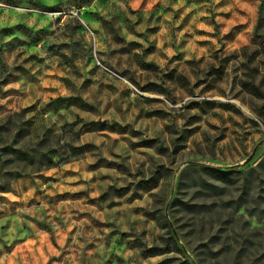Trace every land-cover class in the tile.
I'll list each match as a JSON object with an SVG mask.
<instances>
[{"label":"rangeland","instance_id":"1","mask_svg":"<svg viewBox=\"0 0 264 264\" xmlns=\"http://www.w3.org/2000/svg\"><path fill=\"white\" fill-rule=\"evenodd\" d=\"M8 117L83 152L0 191V264H264V217L204 213L212 253L171 224L183 170L264 159V0H0ZM259 172L227 197L264 207Z\"/></svg>","mask_w":264,"mask_h":264},{"label":"trees","instance_id":"2","mask_svg":"<svg viewBox=\"0 0 264 264\" xmlns=\"http://www.w3.org/2000/svg\"><path fill=\"white\" fill-rule=\"evenodd\" d=\"M21 113L17 114L19 120ZM8 120L7 123L0 120V191H9L11 183L23 175L37 173L60 162L79 158L83 152L81 146L70 144L67 148L68 152L60 153L59 148L62 146L58 141H53L55 135L51 134L35 140L24 139V136L19 138L23 130L22 124L14 123L10 126L11 117H8ZM262 168H264V159L246 171L220 172L215 169L196 167L183 170L175 194V204L177 210L182 212L183 218H174L171 224L181 236L187 249L192 251L194 247L204 246L209 253H212L214 245L220 239L213 232L209 231L206 235L201 232L204 225L199 217H205L204 213L211 218L209 229L222 224L224 222L221 218L222 211L227 208L233 211V206L234 210L243 208L247 215L264 217V207H261L259 199L254 200L253 205H243L237 203L240 195L233 198L225 194L226 189L230 188L232 183L237 184L242 191L248 188L255 179L261 181L259 171ZM215 174H220V178L215 177L220 179V183L214 181ZM241 176L243 178L239 179ZM212 217H217V221H214ZM168 232L171 233L172 228L168 229ZM227 240L228 238L220 243H226ZM241 241V244L245 245L247 239L242 238ZM230 253L229 251L224 252L225 255ZM256 254L249 257V264H258L261 257L258 253Z\"/></svg>","mask_w":264,"mask_h":264},{"label":"water","instance_id":"3","mask_svg":"<svg viewBox=\"0 0 264 264\" xmlns=\"http://www.w3.org/2000/svg\"><path fill=\"white\" fill-rule=\"evenodd\" d=\"M251 156H252V154L249 156V158L248 159H250L251 158ZM170 226H171V224H170ZM172 228V227H171ZM172 231L174 232V229L172 228Z\"/></svg>","mask_w":264,"mask_h":264}]
</instances>
